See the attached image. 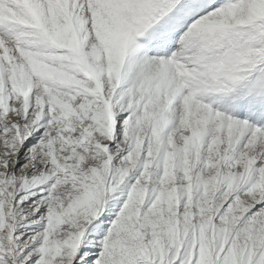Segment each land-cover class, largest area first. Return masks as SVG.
I'll list each match as a JSON object with an SVG mask.
<instances>
[{
  "label": "snow or ice",
  "instance_id": "1",
  "mask_svg": "<svg viewBox=\"0 0 264 264\" xmlns=\"http://www.w3.org/2000/svg\"><path fill=\"white\" fill-rule=\"evenodd\" d=\"M0 264H264V0H0Z\"/></svg>",
  "mask_w": 264,
  "mask_h": 264
}]
</instances>
